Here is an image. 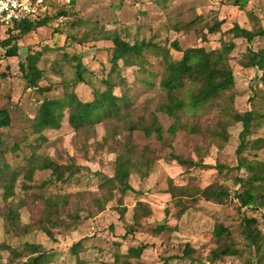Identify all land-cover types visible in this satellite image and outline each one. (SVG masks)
Masks as SVG:
<instances>
[{
	"label": "trees",
	"instance_id": "obj_1",
	"mask_svg": "<svg viewBox=\"0 0 264 264\" xmlns=\"http://www.w3.org/2000/svg\"><path fill=\"white\" fill-rule=\"evenodd\" d=\"M229 1L247 17L248 24L233 23L231 39L221 36L213 53L197 47L182 50L177 41L168 48L152 41L130 44L115 30L99 28L91 33L88 30L85 38L79 40L73 38L71 42L82 45L91 41H110L111 47L104 50L107 55L106 62L111 67L109 71L101 62L102 69L95 72L84 62L82 55H70L66 52L47 71L40 66L39 52L32 51L27 54L25 60L19 63L25 88L36 90L44 96L45 92L51 91L54 86L51 84L48 88H41L39 83L50 72L59 79L63 97L58 99L43 97L30 119L28 130L30 135L36 137V145L25 140L24 146L29 153L24 152L25 147L21 148L18 144L7 148L3 142L1 131L12 126V110L16 109L18 104L9 101L5 108L0 109V188L3 190L4 202L0 207V218L4 221L7 233L31 234L35 230L54 239L55 230L63 233L76 231L84 222L106 212L108 205L118 195L119 205H122L129 193L140 195V192L131 186V177L134 174L143 178L148 177L154 165L161 160L159 154L169 150L164 159L175 162L186 172L215 168L218 177L206 188L194 184L182 187L171 184L168 189L171 208L165 209L166 215H172L174 210L172 216L180 220L201 200L218 206H225L231 200L236 201L237 210L241 214L240 238L243 244L237 242L231 229L216 224L210 240L217 247L210 252L209 262L213 263L215 259L222 261L226 258H236L244 264H264V232L260 229L256 217L247 216L248 212L256 214L264 211V161L259 159V152L264 149V138L246 139V136L255 134L264 126V90L253 89V97L249 99L252 109L245 112L236 110L237 92L231 65L232 54L237 48L236 41L241 40L248 47L239 61L240 66L244 70H258L262 74L260 79L264 82V49L254 51L251 48L255 40L264 39V29L259 25L260 19L248 10V0ZM74 7V0L69 4L54 5L49 14L35 21H24L18 24L16 29L21 36H26L35 30L50 26L54 21L70 18L72 16L70 12ZM195 19L196 22L193 24L175 28L178 31H188L195 26L200 40L206 43L210 37L222 35L223 26L227 22L225 17L223 19L214 17L211 23L201 16ZM70 24L78 27L75 22ZM85 25H89L88 21ZM85 25L84 27H87ZM204 30L207 31V35L204 34ZM8 32L9 38L0 43L5 49L4 57H17L20 37L13 36L10 30ZM12 41L15 45L6 48L5 44ZM69 41V37L64 40L65 44ZM172 51L180 54V58H175ZM95 55L96 53L93 54V59L97 60ZM152 59L160 61L162 69L159 76L152 71L154 64ZM129 69L135 70L134 83L147 91L159 89L165 97L149 116L139 114L134 108L137 96L134 95V88L125 76ZM191 71L192 77L188 79L187 74ZM0 77L2 79L3 74ZM154 77L158 81L154 80ZM83 86L89 90V94L84 95L79 91ZM208 112H214L215 116L212 122L204 124L202 116ZM160 113L173 120L167 131H164L160 123L158 117ZM64 121L72 128L76 140L80 138L83 140L79 150L82 151L85 163L99 165L103 156H115L111 164L112 176L102 170L94 172L89 166L78 163L72 156L68 162L62 163L49 155L36 153L37 146L48 141L45 132L60 131ZM237 124L242 127L238 135L237 164L234 167L204 164L203 160L207 158L211 148H216L220 153L230 143V129ZM99 125H103V135H99ZM137 132L143 133L147 139L153 138L158 141L160 148L139 147L134 137ZM180 132H186L187 136L197 142L194 152L199 158L198 161L175 154L173 142ZM8 154L19 161L15 165L10 164L6 158ZM234 171L237 174L230 180L238 189L231 193L230 189L224 184H219V181L220 177H227ZM37 172H50V176L41 183H36L34 177ZM241 172H244V176L240 175ZM83 175H90L98 182L96 190L87 194L88 199L85 198L86 194L83 191L77 193L50 191L51 188H63L79 183ZM19 181L25 197L17 201L16 186ZM244 188L246 189L243 190ZM185 200H190L192 204L186 205ZM30 205L38 206L36 207L38 218L33 226H23L20 209ZM118 210L126 211L122 207ZM132 226H129L123 238L135 234V228H144L146 225L143 226L136 221ZM152 229L155 235H160L176 228L163 224ZM82 240L71 248L76 258L79 252L84 250ZM146 248L144 245L131 246L125 254L117 252L114 255V264H131L133 260L139 261ZM2 249L6 247L3 246ZM196 254L191 245L187 244L181 255L165 257L163 264L175 261L186 264L196 259ZM7 259L14 264L50 263L42 247L34 244H28L20 250H10ZM76 264L84 263L77 259Z\"/></svg>",
	"mask_w": 264,
	"mask_h": 264
},
{
	"label": "rangeland",
	"instance_id": "obj_2",
	"mask_svg": "<svg viewBox=\"0 0 264 264\" xmlns=\"http://www.w3.org/2000/svg\"><path fill=\"white\" fill-rule=\"evenodd\" d=\"M75 7L71 10L72 15L68 19H61L50 23V26L35 30L26 36H21L16 29L17 25L12 27L0 26V43L9 38V32L15 37H20L18 41L19 54L17 57H4L5 49L0 44V109L5 108L9 101L18 104L17 108L12 110V126L9 129L2 130L4 145L12 148L14 144L24 148L27 143L36 145L34 136L29 134L30 119L39 107L43 97L49 99H58L63 97V89L59 79L49 72L43 80L40 81L41 88H48L53 84L51 91L45 92L44 96L36 90H27L22 81V74L19 70V63L23 62L27 54L33 52L40 53V66L43 69L49 67L60 60L63 53L70 55H82L83 60L89 65L90 69L99 71L102 69L101 62L106 70H110V64L106 62L107 55L104 50L111 47L110 41H91L82 45L71 42V39L77 40L85 38L88 30L96 32L99 28L115 30L122 39L130 44L140 43L141 41H152L162 47H171L174 41H177L182 50L197 47L213 53L217 49V41L223 36L225 39H231V29L233 23L241 25L248 24L247 17L235 7L229 0H74ZM248 10L252 11L260 19V27L264 29V0H248ZM198 16L213 21L212 18L218 17L227 19L223 26V34L212 36L206 43L201 41L199 33L195 31V26L188 31H178L175 27H184L196 22ZM89 25H85V23ZM75 22L78 27L70 23ZM82 23V24H81ZM87 26V27H84ZM79 26H83L79 28ZM202 27V26H201ZM200 28V27H199ZM177 31H176V30ZM207 35V31L204 30ZM69 37V42L65 44L64 40ZM237 48L233 52L231 65L235 75V89L237 92L235 108L239 112H245L253 108L249 99L253 97V89H263L264 82L261 81V72L258 70H244L239 61L248 47L241 40L236 41ZM12 41L5 44V47H13ZM251 48L254 51L264 49V39L255 40ZM102 52V53H101ZM96 53L93 59V54ZM175 58H180V54L171 52ZM152 71L156 75L161 73L160 61L152 59ZM48 71V70H47ZM135 70L129 69L125 76L131 86L134 88V95L137 99L134 108L139 114L149 116L156 105L163 102L165 97L159 89L145 90L134 83ZM193 72H188L187 78L192 77ZM154 80L158 81L156 77ZM157 83V82H156ZM82 89V90H81ZM84 95L89 94V90L84 86L79 89ZM134 96V97H135ZM215 116L214 112H208L202 116L204 124L212 122ZM160 123L167 131L172 125L173 120L164 115L158 114ZM240 125H234L230 129L231 140L222 152L216 148H211L207 158L203 160L204 164L209 166L226 165L234 167L237 164L236 150L238 147V135L241 132ZM99 135H103V125L98 126ZM135 140L139 147L145 148L151 146L154 149L160 148V143L155 139H147L143 133H135ZM47 142H42L37 146V154H46L62 163L69 161L70 156L74 157L78 163L87 165L92 171L102 170L104 173L113 174L111 164L115 160L114 155H105L102 163H85L83 159L81 144L83 140L74 136L72 128L66 121L58 132H45ZM264 138V126L258 129L255 134L246 136V139ZM26 140V141H25ZM196 141L187 136L186 132H180L173 142L174 152L185 158H191L198 161L194 152ZM80 144V145H79ZM78 149V150H77ZM24 152L29 153L27 148ZM170 151L161 152L159 160L153 167L151 174L146 177H140L134 174L130 179L131 186L140 192V195L133 193L125 196L122 205H119L118 195L116 199L108 205V210L96 218L90 219L79 226L71 233H63L59 230L54 231V239L48 238L40 231L33 230L31 234L17 235L5 231L4 221L0 218V255L8 258L10 250H20L26 245H38L45 251L50 263L48 264H76L77 259L84 264H114V255L117 252L127 253L131 246H147L142 252L140 260H133L131 264H163L165 257L171 255H181L187 244L196 251V259L186 264H244L243 261L236 258H226L217 261L215 256L213 263L209 262L210 252L217 245L210 240L212 231L216 224L224 225L231 229L237 239V242L243 244L240 238L241 214L237 210V202L231 200L225 206H218L201 200L182 217L177 220L172 215L167 216L165 209L171 208V196L168 193L169 187L195 185L200 188H206L218 177V171L215 168L203 170L195 169L191 171L183 170L175 162H168L164 159ZM7 161L10 164L17 163L13 155H7ZM259 159L264 161V149L259 152ZM237 174L236 171L227 177H220L219 184L226 185L231 193L238 187L233 184L230 178ZM244 176V172L240 173ZM50 176V172H37L34 181L41 183ZM21 181V179H20ZM20 181L16 186L18 194L17 201L24 198L21 191ZM97 179L90 175H83L79 183H73L63 188H51L53 193L66 192L77 193L85 192V198L89 191L94 192L97 188ZM244 188L243 190H245ZM3 190L0 188V207L3 206ZM186 205H191L190 200H185ZM36 205L22 207L20 209V219L23 226H33L37 221ZM119 207L126 209L120 212ZM85 214H83L84 216ZM248 217H256L259 220V227L264 232V211L261 213H247ZM141 223L144 228H135V234L128 238H123L127 229L133 227L135 222ZM168 224L171 228H176L171 232H164L155 235L152 227L156 225ZM136 227V226H135ZM83 239V240H82ZM82 240L83 249L76 258L72 254V246ZM6 249H2V247ZM118 246V247H117ZM82 261V262H81ZM170 264H180L171 262Z\"/></svg>",
	"mask_w": 264,
	"mask_h": 264
},
{
	"label": "built area",
	"instance_id": "obj_3",
	"mask_svg": "<svg viewBox=\"0 0 264 264\" xmlns=\"http://www.w3.org/2000/svg\"><path fill=\"white\" fill-rule=\"evenodd\" d=\"M72 0H0V26L12 27L24 21H35L49 14L54 5ZM0 264H14L0 255Z\"/></svg>",
	"mask_w": 264,
	"mask_h": 264
}]
</instances>
